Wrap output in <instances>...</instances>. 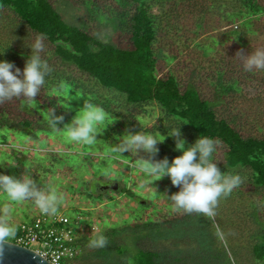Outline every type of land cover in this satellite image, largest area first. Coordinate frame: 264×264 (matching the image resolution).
I'll use <instances>...</instances> for the list:
<instances>
[{
    "label": "trees",
    "instance_id": "1",
    "mask_svg": "<svg viewBox=\"0 0 264 264\" xmlns=\"http://www.w3.org/2000/svg\"><path fill=\"white\" fill-rule=\"evenodd\" d=\"M58 1V6L118 24L125 46L101 41L99 31L92 34L68 24L54 0H0V60L23 71L30 46L43 38L41 56L52 71L36 97L40 106L49 111L61 106L68 89L129 126L135 119L131 111L141 115L142 109L156 107L161 122L147 132L168 136L170 128L180 126L187 147L200 136L221 141L214 154L221 156V169L243 179L234 190L260 198L259 203L252 201L263 216L252 212L258 233L251 252L257 264H264V70L246 72L238 54L264 49L263 34H245L241 26L234 38L219 36L210 43L201 38L258 15L264 21V0ZM225 40L230 44L222 46ZM180 41L197 49L190 53L187 73H158L165 52L173 55L171 60L178 56L172 46ZM119 107L130 112L124 115ZM39 119L25 98L0 104L1 130L29 133ZM212 232L203 214L180 210L171 218L138 221L93 238L80 236L73 264H232ZM101 234L108 246L91 247L90 241Z\"/></svg>",
    "mask_w": 264,
    "mask_h": 264
},
{
    "label": "rangeland",
    "instance_id": "2",
    "mask_svg": "<svg viewBox=\"0 0 264 264\" xmlns=\"http://www.w3.org/2000/svg\"><path fill=\"white\" fill-rule=\"evenodd\" d=\"M54 1L55 6L60 4L58 0ZM58 9L68 24L92 34L99 31L101 41L125 46V38L121 35L118 24L90 17L85 10L75 12L66 9L62 4ZM241 21L250 24L251 27L243 26L245 25L243 22H235L220 29L218 33L214 32L201 38L208 43L211 39H219V36H222L223 40L227 36L234 38L242 26L245 34L258 31L263 34L264 40V21L259 15ZM228 42L230 40H225L221 45H229ZM165 44L167 45V42ZM177 44L179 45L174 44L172 48H178V56L171 60L173 55L165 52L167 58L160 61L158 73L171 71L178 76L187 73L186 66L188 67L192 57L190 53H197V49L194 48V44L189 45L187 42L180 41ZM63 94L66 99L63 104L66 105L67 100L72 99L68 101L70 108L56 106V114L64 115L65 123H69L88 98L68 89H65ZM39 104L31 107L41 118L37 127L31 130L33 132H29L34 138L25 130L0 129V173L14 175L17 178L23 174H30L41 185L51 187L62 194L64 203L59 211L73 219L76 236L90 235L91 238L94 234H105L111 229H120L138 221H155L175 216L176 210L168 197L178 192L179 188L172 186L168 177L152 183V180L138 169L136 159L139 157L132 158L129 153H124V156L108 154L110 148L118 143L127 131L149 133L148 128L161 122V113L156 107L142 109L141 115L119 107L121 112L126 111L124 115H127V112L133 113L134 124L129 126L121 118L115 117L113 123L98 135L97 144L89 148L83 144L66 142L63 130L55 132L50 129L47 124L49 110ZM158 147L162 150L156 159L167 156L171 162L175 157L182 155V152L176 150L175 140L171 137L165 136ZM185 148H188L186 144ZM214 160L226 174L221 169V156L218 153L214 155ZM105 170L109 171L108 175L103 174ZM237 191L239 192L233 190L229 197H221L214 210L215 216L211 218L205 216V219L211 222L218 248L225 250L232 264H257L251 252L253 235L258 233V226L252 220V212L253 214L257 212L253 203H259L260 198L253 193L240 194V190ZM127 192L133 198H130ZM6 206L11 209L7 216L3 213ZM38 211L33 201L12 202L0 191V220L6 219L16 226L29 221ZM257 213L259 216L262 215L259 211ZM233 253H236L234 258L231 256Z\"/></svg>",
    "mask_w": 264,
    "mask_h": 264
},
{
    "label": "clouds",
    "instance_id": "3",
    "mask_svg": "<svg viewBox=\"0 0 264 264\" xmlns=\"http://www.w3.org/2000/svg\"><path fill=\"white\" fill-rule=\"evenodd\" d=\"M30 49L31 55L27 58L23 71L14 62L0 60V104L15 98H25L31 107H36V97L45 86L52 69L41 56L45 50L43 38H37ZM238 54L243 58V68L246 72L264 70V49H258L250 55L242 52ZM70 100L72 99L67 100L66 105H60L69 109ZM114 120L115 117L103 107L86 100L69 123H65L64 115L56 114L55 107L47 113L50 129L55 132L63 130L66 142L83 144L89 148L97 144L98 135ZM168 136L175 138V148L182 152V155L175 157L171 162L167 156L156 159L160 151L158 144L165 139L159 132L157 135L127 131L121 136L122 139L110 148L108 154L124 156V153H129L132 158L139 157L136 159L137 167L152 183L168 177L171 185L179 188L178 192L168 197L173 202L174 210L214 217L219 199L227 197L242 184L241 175H226L218 167L217 161L214 160V154L221 143L218 139L200 136L192 146L185 148L187 141L182 138L180 126L170 128ZM103 174L108 175L109 171L105 170ZM0 191L12 202L33 201L43 215H57L64 203L62 194L51 187L41 185L30 174L17 178L0 173ZM10 212L11 209L7 206L3 209L5 216ZM17 231V227L6 219L0 220V254L4 244L16 237ZM108 243V239L101 234L90 241V246L105 248Z\"/></svg>",
    "mask_w": 264,
    "mask_h": 264
},
{
    "label": "built area",
    "instance_id": "4",
    "mask_svg": "<svg viewBox=\"0 0 264 264\" xmlns=\"http://www.w3.org/2000/svg\"><path fill=\"white\" fill-rule=\"evenodd\" d=\"M77 219V218H76ZM75 222L59 211L55 216L40 211L29 221L17 224L16 245L31 249L48 264H73L79 253Z\"/></svg>",
    "mask_w": 264,
    "mask_h": 264
},
{
    "label": "water",
    "instance_id": "5",
    "mask_svg": "<svg viewBox=\"0 0 264 264\" xmlns=\"http://www.w3.org/2000/svg\"><path fill=\"white\" fill-rule=\"evenodd\" d=\"M116 188V186L114 187ZM0 264H48L31 249L6 242L0 254Z\"/></svg>",
    "mask_w": 264,
    "mask_h": 264
},
{
    "label": "crops",
    "instance_id": "6",
    "mask_svg": "<svg viewBox=\"0 0 264 264\" xmlns=\"http://www.w3.org/2000/svg\"><path fill=\"white\" fill-rule=\"evenodd\" d=\"M32 219V218H31Z\"/></svg>",
    "mask_w": 264,
    "mask_h": 264
}]
</instances>
